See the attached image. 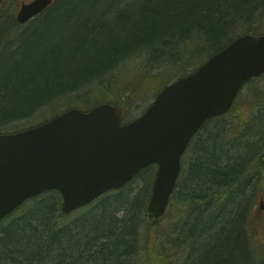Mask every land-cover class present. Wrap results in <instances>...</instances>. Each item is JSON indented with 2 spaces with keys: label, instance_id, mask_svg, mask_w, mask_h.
Instances as JSON below:
<instances>
[{
  "label": "trees",
  "instance_id": "obj_1",
  "mask_svg": "<svg viewBox=\"0 0 264 264\" xmlns=\"http://www.w3.org/2000/svg\"><path fill=\"white\" fill-rule=\"evenodd\" d=\"M4 2L0 133L65 100L63 111L110 103L126 118L234 37L264 33V0H53L9 37ZM188 150L160 234L146 209L149 165L134 178L150 169L144 187L133 179L68 215L58 191L29 198L0 221V264H264V74Z\"/></svg>",
  "mask_w": 264,
  "mask_h": 264
},
{
  "label": "water",
  "instance_id": "obj_2",
  "mask_svg": "<svg viewBox=\"0 0 264 264\" xmlns=\"http://www.w3.org/2000/svg\"><path fill=\"white\" fill-rule=\"evenodd\" d=\"M52 2L22 3L17 21H29ZM261 74L264 33H242L166 84L130 121L122 122L117 105L99 103L0 133V221L29 198L51 190L59 192L60 210L68 215L156 165L147 210L158 222L190 140L206 121L227 113L243 85Z\"/></svg>",
  "mask_w": 264,
  "mask_h": 264
},
{
  "label": "rangeland",
  "instance_id": "obj_3",
  "mask_svg": "<svg viewBox=\"0 0 264 264\" xmlns=\"http://www.w3.org/2000/svg\"><path fill=\"white\" fill-rule=\"evenodd\" d=\"M31 0H5L4 2V14L3 16H7L6 20H8L10 17V23H11V27L15 24L13 21V16L15 15V13L17 12L20 4L25 3V2H29ZM4 20V21H6ZM4 28V27H3ZM12 29H10L8 31V33L11 31ZM93 99H89V104L92 103ZM151 99H149V95L144 96L143 98L136 100L134 103H132L130 106H128V116L126 118H122L123 122L129 121L135 117H137L144 108H146V106L149 104L148 102ZM68 100L65 101H61L60 103L54 104L49 108H42L40 109L37 113H35L33 116L29 117V118H23L20 120H16V121H12L10 123H8V125L4 126L5 129L7 128L9 129H16V128H21V127H30V126H34L39 124L40 121L56 114L59 110L62 112L63 111V107L68 106L69 104ZM59 111V113H60ZM41 123V122H40ZM26 127V128H27ZM206 138V135H205ZM189 151V150H188ZM188 153V152H187ZM187 153H185V155H183V163L184 161H188L190 160L189 157H191V155L189 156ZM193 159V158H192ZM152 170L155 171L156 167L152 166L150 167ZM150 169H148L146 171V175L141 176V178L138 179H134V185H135V189H137L138 187H144L147 182L150 180ZM263 200V205L260 208V214H264V196L262 197ZM259 203V201H258ZM176 208L174 206H172L171 208H169L168 210V217L165 216V218L163 217L156 226L155 229V233L160 234L162 229H165L167 227H169L171 225V217L175 214ZM151 222V221H150Z\"/></svg>",
  "mask_w": 264,
  "mask_h": 264
},
{
  "label": "bare ground",
  "instance_id": "obj_4",
  "mask_svg": "<svg viewBox=\"0 0 264 264\" xmlns=\"http://www.w3.org/2000/svg\"><path fill=\"white\" fill-rule=\"evenodd\" d=\"M25 3H26V2H25ZM20 5H21V4H20ZM19 8H20V6H19ZM19 8H18V9H19ZM0 9H1V8H0ZM17 11H18V10H17ZM16 13H17V12H16ZM16 13H15V15L13 16L12 19H13L14 23H16L17 25H25L27 22H29L30 20H32V19L35 17V16H34L32 19H30L29 21H27V22H25V23H20V22H18L17 19H16ZM36 16H37V15H36ZM16 24H14V25L11 27V25H8V24L6 23V25H5L6 27H5V30H3V32H4L5 34H7L8 32H6V31H9L10 29H12L11 31L13 32V31L16 30L17 27H18ZM7 25H8V27H7ZM260 34H261V33H260ZM8 35H9V37L11 36L9 33H8ZM213 54H214V53H213ZM207 59H208V58H207ZM202 63H203V62H202ZM235 100H236V99H235ZM230 109H231V108H230ZM141 113H142V112H141ZM141 113H140V114H141ZM197 133H198V132H197ZM197 133H196V134H197ZM196 134H195V135H196ZM195 135H194V136H195ZM194 136H193V137H194ZM190 141H191V140H190ZM189 143H190V142H189ZM188 146H189V144H188ZM188 146H187V148H186V150H185V152H184L183 155H185V153L187 152V150H188ZM183 155H182V158H181V167H182ZM181 167H180V171H181ZM155 173H156V169H155ZM179 174H180V172H179ZM154 176H155V175H154ZM178 177H179V176H178ZM153 180H154V178H153ZM177 180H178V179H177ZM152 183H153V182H152ZM176 185H177V183H176ZM151 187H152V185H151ZM175 188H176V187H175ZM174 191H175V189H174ZM150 192H151V191H150ZM173 193H174V192H173ZM173 193H172V194H173ZM171 197H172V195H171ZM149 198H150V196H149ZM149 198H148V201H149ZM170 200H171V198H170ZM259 203H260V206L262 207V205H263V200H262V198L259 200ZM169 204H170V202H169ZM169 204H168V206H167V208H166V210H165L164 215L168 212V210H169V208H170V205H169ZM147 205H148V202H147ZM146 209H147V206H146ZM147 211H148V210H147ZM71 213H72V212H71ZM149 214H150V213H149ZM150 215H151V214H150ZM164 215H163V216H164ZM163 216H162V217H163ZM151 217H152V216H151ZM162 217H161V218H162ZM161 218L159 219V221L161 220ZM152 219H153V218H152ZM159 221H158V222H159ZM158 222H155V223H158Z\"/></svg>",
  "mask_w": 264,
  "mask_h": 264
}]
</instances>
